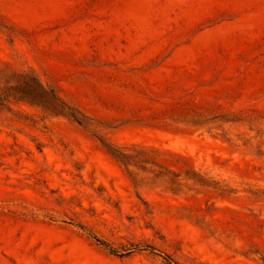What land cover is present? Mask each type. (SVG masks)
<instances>
[{
    "label": "rangeland",
    "instance_id": "obj_1",
    "mask_svg": "<svg viewBox=\"0 0 264 264\" xmlns=\"http://www.w3.org/2000/svg\"><path fill=\"white\" fill-rule=\"evenodd\" d=\"M0 95V264H264V0H0Z\"/></svg>",
    "mask_w": 264,
    "mask_h": 264
},
{
    "label": "trees",
    "instance_id": "obj_2",
    "mask_svg": "<svg viewBox=\"0 0 264 264\" xmlns=\"http://www.w3.org/2000/svg\"><path fill=\"white\" fill-rule=\"evenodd\" d=\"M33 101H36L37 103L42 104L47 110L57 113L59 115L68 117L72 119L74 122H76L79 125H83L84 121L83 119L77 115L75 112H73L72 109H70L68 106H66L52 91H47L45 89H39V94L33 96ZM0 102H5V99L0 95ZM116 158H121L124 156L122 154H118V156H115ZM94 240L98 244H102L100 240H97L94 238ZM103 245V244H102ZM137 249L138 248H134ZM113 252V251H112Z\"/></svg>",
    "mask_w": 264,
    "mask_h": 264
}]
</instances>
